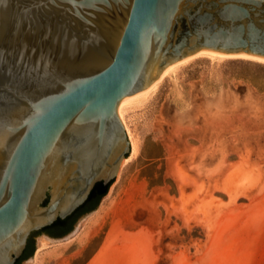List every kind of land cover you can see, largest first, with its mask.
Returning <instances> with one entry per match:
<instances>
[{
	"label": "water",
	"instance_id": "obj_1",
	"mask_svg": "<svg viewBox=\"0 0 264 264\" xmlns=\"http://www.w3.org/2000/svg\"><path fill=\"white\" fill-rule=\"evenodd\" d=\"M200 50L264 59V0H0V264L111 185L119 103Z\"/></svg>",
	"mask_w": 264,
	"mask_h": 264
},
{
	"label": "rangeland",
	"instance_id": "obj_2",
	"mask_svg": "<svg viewBox=\"0 0 264 264\" xmlns=\"http://www.w3.org/2000/svg\"><path fill=\"white\" fill-rule=\"evenodd\" d=\"M124 117L137 153L24 264H264V63L195 56Z\"/></svg>",
	"mask_w": 264,
	"mask_h": 264
},
{
	"label": "bare ground",
	"instance_id": "obj_3",
	"mask_svg": "<svg viewBox=\"0 0 264 264\" xmlns=\"http://www.w3.org/2000/svg\"><path fill=\"white\" fill-rule=\"evenodd\" d=\"M198 55H204L207 57H210L212 59L214 58H223V57H240V58H246V59H251V60H256L259 62H263L264 63V59L259 58V57H255V56H251V55H247V54H232V55H228V54H221V53H217V52H209V51H205V50H200L197 51L195 53H193L191 56H189L188 58H186L185 60L178 62L176 64L171 65L170 67H168L166 70H164L159 77L152 83L150 84L146 89H144L141 93H138L132 97H129L125 100H123L122 102L119 103L118 106V115L126 129V132L128 134V138L130 141V146H131V151L133 154L137 153L138 151V147H137V142L135 140V138L132 136L131 131L129 130L127 123L125 121V117H124V112L126 110V107L129 104H135L138 103L140 101H142L150 92H153L161 83V81L169 74L173 73L175 71V69L177 68V66L183 62H186L188 60H190L191 58L198 56ZM126 159L123 160V162Z\"/></svg>",
	"mask_w": 264,
	"mask_h": 264
},
{
	"label": "flooded vegetation",
	"instance_id": "obj_4",
	"mask_svg": "<svg viewBox=\"0 0 264 264\" xmlns=\"http://www.w3.org/2000/svg\"><path fill=\"white\" fill-rule=\"evenodd\" d=\"M92 203V201H89L82 209L75 212L70 218H68L66 221L56 224V225H48L46 227H43L40 230L33 231L30 233V235L27 238L26 244L20 253V255L16 258L13 264H21L30 254H32L34 249V239L38 236L45 235L48 237H58L62 236L63 234L67 233L70 228L72 227L74 221L79 216V212L81 210H84L87 206H89Z\"/></svg>",
	"mask_w": 264,
	"mask_h": 264
},
{
	"label": "trees",
	"instance_id": "obj_5",
	"mask_svg": "<svg viewBox=\"0 0 264 264\" xmlns=\"http://www.w3.org/2000/svg\"><path fill=\"white\" fill-rule=\"evenodd\" d=\"M109 186H110V184H103L102 182H97L94 185L93 189L91 190L88 198L86 199V201L81 206H79L72 214H70L66 218H64V219L57 218L51 225H56V224H59V223L66 221L75 212L82 209L89 201H92V203L89 206H87L84 210H81V212H79V215H81L84 212L95 209L97 207V205L99 204L101 198L107 193Z\"/></svg>",
	"mask_w": 264,
	"mask_h": 264
}]
</instances>
